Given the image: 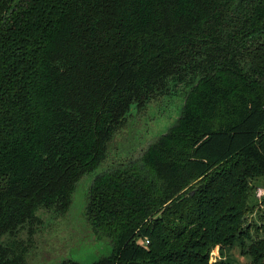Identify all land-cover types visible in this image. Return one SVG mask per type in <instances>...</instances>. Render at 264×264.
Returning a JSON list of instances; mask_svg holds the SVG:
<instances>
[{"label": "trees", "instance_id": "obj_1", "mask_svg": "<svg viewBox=\"0 0 264 264\" xmlns=\"http://www.w3.org/2000/svg\"><path fill=\"white\" fill-rule=\"evenodd\" d=\"M173 91L165 132L111 152L132 107ZM91 173L87 224L110 244L92 264H233L210 252L234 245L264 264L245 223L264 177V0H0V264H27L19 231L66 213Z\"/></svg>", "mask_w": 264, "mask_h": 264}, {"label": "rangeland", "instance_id": "obj_2", "mask_svg": "<svg viewBox=\"0 0 264 264\" xmlns=\"http://www.w3.org/2000/svg\"><path fill=\"white\" fill-rule=\"evenodd\" d=\"M182 97L181 92L173 91L151 102L142 111L132 107L128 122L130 125H126L116 136L111 146V149H115L111 152L117 153L127 147H131L132 152L136 153L144 149L175 122L180 113ZM128 135L132 137V141L125 140ZM92 175L94 173L85 175L77 183L72 205L66 213L55 215L50 211L44 212L41 222L33 226L32 234L29 228L19 231L20 241H32L26 258L27 264H58L65 257H72L81 264H92L96 259L109 254L110 244L106 239H96L85 216L89 178ZM252 184L254 189L250 203L255 205L253 211L246 215L245 223L257 224L259 229L252 228L251 231L254 237H261L264 236V177L256 179ZM210 256L211 262L226 258L233 264H250L249 258L241 254L238 245L222 254L215 247Z\"/></svg>", "mask_w": 264, "mask_h": 264}, {"label": "built area", "instance_id": "obj_3", "mask_svg": "<svg viewBox=\"0 0 264 264\" xmlns=\"http://www.w3.org/2000/svg\"><path fill=\"white\" fill-rule=\"evenodd\" d=\"M210 258H211V256H210Z\"/></svg>", "mask_w": 264, "mask_h": 264}]
</instances>
